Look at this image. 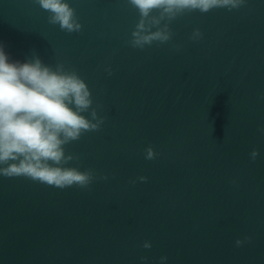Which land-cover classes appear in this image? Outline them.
I'll list each match as a JSON object with an SVG mask.
<instances>
[{"label":"water","instance_id":"95a60500","mask_svg":"<svg viewBox=\"0 0 264 264\" xmlns=\"http://www.w3.org/2000/svg\"><path fill=\"white\" fill-rule=\"evenodd\" d=\"M67 2L79 33L36 0H0V45L9 62L36 56L85 81L104 123L65 146L79 157L66 166L97 179L0 176V264H264V0L185 13L142 50L127 43V0Z\"/></svg>","mask_w":264,"mask_h":264},{"label":"clouds","instance_id":"9594fccd","mask_svg":"<svg viewBox=\"0 0 264 264\" xmlns=\"http://www.w3.org/2000/svg\"><path fill=\"white\" fill-rule=\"evenodd\" d=\"M36 2L49 13V24L58 25L69 34L82 30L76 11L67 0ZM245 3L246 0H127L138 13L127 43L141 50L154 42L168 43L173 36L170 23L185 13H208L217 8L233 11ZM201 37L200 29H193L190 39ZM174 47L179 50L178 45ZM105 71L112 74L110 68ZM100 107H93L92 94L75 70L66 69L63 63L53 68L36 56L24 63L9 62L0 45V176L23 177L58 189H87L97 179L95 173L91 169L67 167L79 157L66 153L65 146L85 133L100 130L104 123V117L97 114ZM258 154L253 149L249 155L255 160ZM155 156L151 146L144 150L146 160ZM138 179L147 181L144 176ZM249 240L250 237L237 239L235 245L240 247ZM142 247L148 249L151 243L145 241ZM166 260V256H161L160 264Z\"/></svg>","mask_w":264,"mask_h":264}]
</instances>
